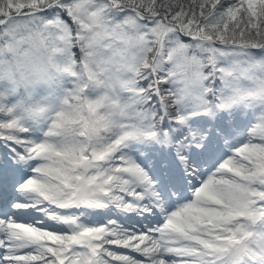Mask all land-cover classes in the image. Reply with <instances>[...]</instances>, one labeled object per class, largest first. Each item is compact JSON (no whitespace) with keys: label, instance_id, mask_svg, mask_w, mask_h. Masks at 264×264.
Instances as JSON below:
<instances>
[{"label":"snow or ice","instance_id":"1","mask_svg":"<svg viewBox=\"0 0 264 264\" xmlns=\"http://www.w3.org/2000/svg\"><path fill=\"white\" fill-rule=\"evenodd\" d=\"M92 7L98 53L71 0H0V38L42 25L73 69L38 95L0 73V264H264V0ZM101 91L117 130L62 134Z\"/></svg>","mask_w":264,"mask_h":264},{"label":"clouds","instance_id":"2","mask_svg":"<svg viewBox=\"0 0 264 264\" xmlns=\"http://www.w3.org/2000/svg\"><path fill=\"white\" fill-rule=\"evenodd\" d=\"M71 7L75 13V22L81 28L88 39L85 46L90 47L93 53H98L101 49L107 48L104 43L105 33L97 31L99 13L92 7V0H71ZM125 48L130 52L135 46V40L128 38L125 40ZM63 49L55 44L47 34V29L40 26H27L21 24L19 28H14L10 38H0V73L4 76V85L11 81L19 85L21 89L27 84L30 89L39 94L41 88L52 86L60 78L72 71V65L66 63L61 57ZM180 71H185L181 69ZM183 79V77H180ZM92 83L99 90L106 88L115 91L124 86L120 77L113 74L110 80H99L97 76H92ZM87 86V85H86ZM108 91H101L94 103L96 111H90L89 117L82 115L81 109H86L90 103L88 97L78 101L79 108L75 106H65L58 125L62 134L73 136L81 129L89 133L97 132V123H100L99 131H115L117 121L107 112H100V109H107ZM34 107H44L35 105ZM42 114L36 112L37 118ZM83 121V123H81Z\"/></svg>","mask_w":264,"mask_h":264},{"label":"trees","instance_id":"3","mask_svg":"<svg viewBox=\"0 0 264 264\" xmlns=\"http://www.w3.org/2000/svg\"><path fill=\"white\" fill-rule=\"evenodd\" d=\"M66 18V17H65ZM66 19H70V18H66Z\"/></svg>","mask_w":264,"mask_h":264}]
</instances>
